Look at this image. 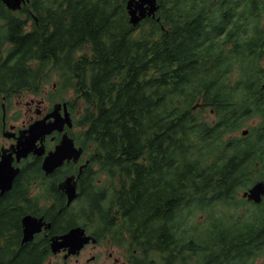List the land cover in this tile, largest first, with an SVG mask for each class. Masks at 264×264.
<instances>
[{
    "label": "trees",
    "instance_id": "obj_1",
    "mask_svg": "<svg viewBox=\"0 0 264 264\" xmlns=\"http://www.w3.org/2000/svg\"><path fill=\"white\" fill-rule=\"evenodd\" d=\"M157 1L133 26L126 0H31L15 12L0 0V94L53 78L86 102L91 224L145 231L159 264H264V199L238 196L264 180V0ZM6 215L0 264H43L45 242L21 244Z\"/></svg>",
    "mask_w": 264,
    "mask_h": 264
},
{
    "label": "flooded vegetation",
    "instance_id": "obj_2",
    "mask_svg": "<svg viewBox=\"0 0 264 264\" xmlns=\"http://www.w3.org/2000/svg\"><path fill=\"white\" fill-rule=\"evenodd\" d=\"M48 79L43 80L40 77L34 82H29L30 85L41 88L39 94L33 93L31 90H21L10 95L0 94V159L3 153H12V166L19 168L18 173L12 179L11 186L3 192L0 188V213L4 211L7 214L3 220L6 229L18 221V233L21 240L22 218L26 215L42 218L44 225L41 231L36 233L32 240L25 243L45 242L48 255L44 264H147L146 256L138 255V248L130 251L131 247L137 245L140 248L148 246L145 231L141 232L139 237L137 234L128 232L117 238L105 229L99 216H95L99 225H93L89 222V217L85 215V213L88 214V211L82 207V197L85 199L87 194H93L88 191L91 187L84 188L80 180L81 175L88 171L89 163L93 162L92 155L85 150V146L80 142L85 137L86 122L83 114L86 102L80 97V94L75 93L72 89L57 92L55 80L49 83L46 82ZM28 93H31V96ZM57 104L60 105L57 109V116L61 119L69 118V122H64L61 129L46 133L41 139L35 141V146L37 148L42 146L43 152L39 155L29 152L27 156L17 161L14 151L18 137L26 135L29 126L37 120L43 119L46 124L52 122L55 119V116L52 115L53 108ZM27 114L29 116L27 120L21 125L18 124L23 115ZM64 136L72 138L73 147H83V153L77 160L73 158L65 160L60 166L46 173L42 168L44 157L56 147ZM7 141L8 146H6ZM142 162L148 163L146 160H142ZM116 163L114 157L108 160L111 172L114 174L118 172L117 165H114ZM93 170H97V168L95 167ZM35 173L38 174L35 175ZM163 175L164 172L161 171L160 178ZM69 177H73L76 182V195L70 202L62 188L63 181ZM152 178L155 180L153 176ZM153 183L157 185L160 181L155 180ZM53 187L56 190V195L50 192ZM75 202L79 205L72 207ZM63 209L66 211L63 212ZM117 212V209H109V213L113 214L112 218L115 221L121 219ZM45 224H49V226L45 228ZM77 227L83 229L82 237H90L88 242L82 244L74 252H70L68 244L53 249V238L66 234L70 229ZM6 242L8 243L9 239Z\"/></svg>",
    "mask_w": 264,
    "mask_h": 264
},
{
    "label": "water",
    "instance_id": "obj_3",
    "mask_svg": "<svg viewBox=\"0 0 264 264\" xmlns=\"http://www.w3.org/2000/svg\"><path fill=\"white\" fill-rule=\"evenodd\" d=\"M9 8H20L21 3L28 0H2ZM125 7L129 16V22L133 25L137 24L142 18L146 16H154L158 9L157 0H126ZM59 104L53 108L52 115L55 119L50 123H45V120H37L32 123L27 129V134L19 136L17 139L15 156L16 160L27 156L29 152L40 154L43 152V147L37 148L35 141L41 139L46 133L53 130L61 129L64 122L68 123L69 118L61 119L57 116V109ZM247 130H243L242 134L245 135ZM82 152L81 147H73V140L70 137L64 136L63 139L51 150L45 157L42 163V168L46 173L51 172L57 166H60L65 160L73 158L77 160ZM12 153H3L0 159V188L1 192L11 186L13 177L18 173L19 168L12 166ZM63 191L68 196L70 202L76 195V182L73 177L67 178L62 184ZM242 196L248 200L256 203L261 202L264 196V181L258 180L250 187L242 192ZM22 239L21 242H27L33 239L34 234L41 231L44 222L42 218H36L31 215H26L22 218ZM49 224H45L47 228ZM83 229L80 227L72 228L66 234L57 236L52 240L54 248L62 247L68 244L70 252L78 250L82 244L88 242L90 237H82Z\"/></svg>",
    "mask_w": 264,
    "mask_h": 264
},
{
    "label": "rangeland",
    "instance_id": "obj_4",
    "mask_svg": "<svg viewBox=\"0 0 264 264\" xmlns=\"http://www.w3.org/2000/svg\"><path fill=\"white\" fill-rule=\"evenodd\" d=\"M262 64H264V59L262 60ZM236 76L237 75V73H233V76ZM52 81H54V79L53 78H49L46 82H49V83H51ZM47 85H49V84H47ZM27 93V92H26ZM29 94V96H31L30 94L31 93H28ZM28 94H26V95H28ZM209 112V111H208ZM203 114H205V115H207V119L208 120H211L212 118H213V116H212V113H207V110H205V111H203ZM209 114V115H208ZM29 116H28V114L27 115H23V117L21 118V120H20V122H18V124H22V122H24V121H26L27 120V118H28ZM254 122H256V121H252V119L250 120V121H248V123L249 124H252V125H254L253 123ZM248 126H244L243 128H247ZM8 144V141H7V143H6V146H8L7 145ZM86 156H87V154H86ZM113 184V182H111V185ZM242 191L243 190H240L239 192H238V196H242ZM76 202L72 205V207H77L79 204H76ZM148 258L149 259H151V260H154V262L156 263V260H157V264H159L160 263V260H158V258H157V256H149L148 255ZM44 264V263H43Z\"/></svg>",
    "mask_w": 264,
    "mask_h": 264
}]
</instances>
